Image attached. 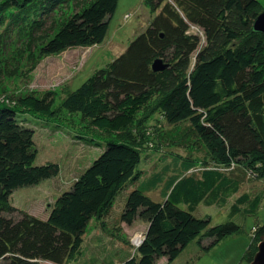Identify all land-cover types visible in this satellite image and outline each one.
Here are the masks:
<instances>
[{"label":"trees","instance_id":"obj_1","mask_svg":"<svg viewBox=\"0 0 264 264\" xmlns=\"http://www.w3.org/2000/svg\"><path fill=\"white\" fill-rule=\"evenodd\" d=\"M68 1L0 0L3 35L30 22L32 40L43 28V15ZM70 1L81 10L49 37L38 38L29 71L48 57L104 42L120 0ZM143 1L155 13L147 28L57 106L51 91L0 101V264L79 260L91 222L96 220L105 231L104 218L119 194L133 185L120 221L131 225L139 219L147 228L141 243L118 264H156L161 258L171 263L191 243L207 253L242 232L232 221L235 216L254 215L259 209L261 195H238L241 181L231 173L241 170L264 179V34L253 30L261 3ZM157 60L165 68L155 72ZM65 113L86 120L91 133L106 135L105 148L48 205L43 220L10 201L14 191L37 186L60 170L55 163L35 165V131L20 115L67 122ZM153 116L175 128L184 125L185 135L194 137L203 151L201 160L164 154L163 168L145 175L139 168L142 151H159L145 125ZM161 185V201L148 197ZM201 203L229 206L231 220L210 226L209 216L193 214ZM263 240L264 225L252 236V242ZM252 247L244 255L250 262ZM107 253H101L103 264H115Z\"/></svg>","mask_w":264,"mask_h":264},{"label":"rangeland","instance_id":"obj_2","mask_svg":"<svg viewBox=\"0 0 264 264\" xmlns=\"http://www.w3.org/2000/svg\"><path fill=\"white\" fill-rule=\"evenodd\" d=\"M87 1L90 0H83L82 3ZM257 1L261 3V13H263L264 0ZM81 8V5H74L70 0L56 6L45 16L43 15V28L40 32H35L32 40L33 32H29L30 22L21 27H15L10 36L3 35L0 28L2 41L0 43V101L15 96L51 91L56 95L55 106H57L68 92L80 87L95 70L104 68L119 56L155 17V13L143 0H120L109 21L108 32L103 43L91 48L68 50L56 57H48L38 63L34 70L29 71L26 67L34 60L36 48L39 45L38 38L41 40L46 36L49 37L62 22ZM20 117L26 120V125L35 131L34 141L37 147L35 165L55 163L60 170L56 177L37 186L14 191L10 201L14 207L46 220L49 214L48 205L53 204L60 194L69 190L71 182L103 152L105 142L102 137L106 135L95 130L91 133L88 130L91 128L87 121L79 115L65 113L63 117L67 119V122L39 119L30 114H22ZM156 120L157 117L153 116L145 122V125L151 129L155 141L159 143L157 145L159 151L151 147L144 149L141 153L142 163L139 168L145 175H152L163 168L165 158L162 155L164 154L185 160L192 157L201 160L203 151L196 144L194 137L185 135L184 125L175 128L165 121L159 123ZM231 175L238 177L241 181L238 195L248 193L259 194L262 197L260 207L254 215H237L232 219L242 226V232L225 239L207 253H203L197 243H191L175 261L169 263L166 258H161L156 264L251 263L250 258L246 259L244 255L250 244L253 246L252 254L254 251L255 254L258 252L260 242H252V236L259 226L264 225V179L246 175L241 170H234ZM136 186L128 187L119 194L110 213L104 218L105 231L100 228L96 220L91 222L82 257L66 264H103L104 259L101 255L103 250L109 252L107 254H113L114 263L118 264L119 259L126 258L129 252L134 251L145 233L147 223L137 219L131 225H127L120 221V216L129 192ZM158 190L147 193L148 197L154 201H161L160 194L163 186L161 185ZM229 213V206L206 207L201 203L193 214L197 218L209 216L210 226H216L231 220ZM43 264L52 263L44 262Z\"/></svg>","mask_w":264,"mask_h":264},{"label":"water","instance_id":"obj_3","mask_svg":"<svg viewBox=\"0 0 264 264\" xmlns=\"http://www.w3.org/2000/svg\"><path fill=\"white\" fill-rule=\"evenodd\" d=\"M253 30L264 34V12L258 15L253 23ZM152 68L155 72L162 71L165 66L157 60L153 63ZM250 264H264V240L258 245V252L255 254Z\"/></svg>","mask_w":264,"mask_h":264},{"label":"built area","instance_id":"obj_4","mask_svg":"<svg viewBox=\"0 0 264 264\" xmlns=\"http://www.w3.org/2000/svg\"><path fill=\"white\" fill-rule=\"evenodd\" d=\"M142 239L137 243V246L141 243Z\"/></svg>","mask_w":264,"mask_h":264}]
</instances>
